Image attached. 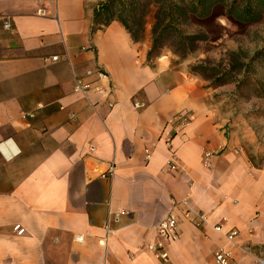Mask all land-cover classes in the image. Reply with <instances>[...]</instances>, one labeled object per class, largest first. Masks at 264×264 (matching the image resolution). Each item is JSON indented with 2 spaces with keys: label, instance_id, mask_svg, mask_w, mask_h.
Segmentation results:
<instances>
[{
  "label": "crops",
  "instance_id": "crops-1",
  "mask_svg": "<svg viewBox=\"0 0 264 264\" xmlns=\"http://www.w3.org/2000/svg\"><path fill=\"white\" fill-rule=\"evenodd\" d=\"M102 1L0 0V264H163L146 245L171 200L210 225L177 213L170 264H216L220 248L234 264H264V120L246 115L255 99L237 102L233 83L208 87L191 54L163 47L148 59L150 23L142 42L116 20L91 33ZM96 68L103 91L74 92ZM178 112L191 121L175 133ZM216 222L239 231L234 242Z\"/></svg>",
  "mask_w": 264,
  "mask_h": 264
},
{
  "label": "trees",
  "instance_id": "trees-1",
  "mask_svg": "<svg viewBox=\"0 0 264 264\" xmlns=\"http://www.w3.org/2000/svg\"><path fill=\"white\" fill-rule=\"evenodd\" d=\"M218 10L220 13L216 12ZM262 15L264 0H104L94 10L91 33L116 20L121 23L133 41L142 42L148 19L151 18V46L147 58L158 56L163 47H168L178 57L185 58L193 53L198 42L208 39L206 34L183 32L181 26L188 20L204 21L223 16L234 23L252 24L259 22ZM167 38L175 41L179 48L177 51L173 50L171 45L165 44L164 40ZM259 58L264 59V49L256 53L255 60ZM255 60L250 59L246 63L235 60L233 64L229 63L227 71L210 65L206 60L196 63L190 69L206 81L208 87L216 88L234 83V96L237 99L264 98L261 90L249 96H244L242 91ZM232 72L241 74V78L235 79Z\"/></svg>",
  "mask_w": 264,
  "mask_h": 264
},
{
  "label": "rangeland",
  "instance_id": "rangeland-1",
  "mask_svg": "<svg viewBox=\"0 0 264 264\" xmlns=\"http://www.w3.org/2000/svg\"><path fill=\"white\" fill-rule=\"evenodd\" d=\"M219 11L216 12L220 13ZM150 22H152L151 18L148 19V23ZM181 28L187 34H206L208 38L206 41L196 44L191 54L194 60L191 66L206 60L210 65L227 71L229 70V63L233 64L235 60L241 63H246L250 59L255 60L256 53L264 49V15L261 16L259 22L252 24L234 23L223 16L204 21L192 19L183 23ZM164 42L166 45H171L173 50L177 51L179 49L173 39L167 38ZM232 74L237 80L241 78L239 73L232 72ZM247 77L246 84L242 87L244 96H249L254 92L257 94L258 90H261V94L264 96V59L259 58L253 62V68L249 71ZM206 84L208 83L206 82ZM255 84L257 87H255ZM254 87L255 89H253ZM254 99L255 110L246 115L255 120H264V98L255 97ZM236 101L247 102L248 100L236 98ZM222 105H227L233 112L239 111L235 101L228 100ZM261 136L264 137V133Z\"/></svg>",
  "mask_w": 264,
  "mask_h": 264
},
{
  "label": "built area",
  "instance_id": "built-area-1",
  "mask_svg": "<svg viewBox=\"0 0 264 264\" xmlns=\"http://www.w3.org/2000/svg\"><path fill=\"white\" fill-rule=\"evenodd\" d=\"M5 29L10 27V24L5 21L3 24ZM57 56L51 57V60H57ZM85 77H95L94 82H86L81 77H75L74 80V92L80 94H87L90 90H95L102 92V88L97 82L107 79V74L101 68L89 69L85 71ZM144 104L140 102H134L133 106L135 108H141ZM190 115L188 113L178 112L170 117L167 122V125L171 126L175 133L180 132L190 123ZM166 144L169 145V140L166 141ZM209 156V153L206 154ZM171 162L173 160L171 159ZM171 169H175V165H171ZM114 167L112 165L106 171L105 176L111 177L113 174ZM181 213L184 218L188 219L196 228L203 227L205 225H210L208 217L201 211L194 209L189 206L185 200H171V207L167 214L156 224L155 234L158 238L155 241H152L146 245V250L153 254L158 260L163 264H170L169 257L166 250V242L175 241L178 238L177 231V213ZM122 213V212H120ZM116 221L118 220V215L115 217ZM214 231L222 234L225 239L232 243L239 235V231L235 228H229L224 230V225L220 222H216L211 225ZM17 228V227H16ZM107 231L110 230L108 222L105 225ZM19 233L22 230L18 231ZM78 241L81 238H76ZM214 261L216 264H234L231 251L226 248H220L214 253Z\"/></svg>",
  "mask_w": 264,
  "mask_h": 264
}]
</instances>
